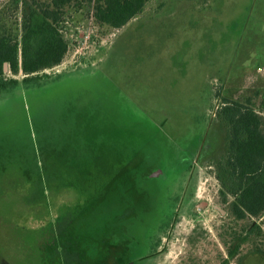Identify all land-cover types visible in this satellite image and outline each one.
<instances>
[{
	"label": "rangeland",
	"instance_id": "374dc122",
	"mask_svg": "<svg viewBox=\"0 0 264 264\" xmlns=\"http://www.w3.org/2000/svg\"><path fill=\"white\" fill-rule=\"evenodd\" d=\"M33 1L0 0L21 41ZM71 0L63 63L0 93V264H264L234 212L227 102L264 120V0H149L114 29ZM122 244V246H121Z\"/></svg>",
	"mask_w": 264,
	"mask_h": 264
},
{
	"label": "trees",
	"instance_id": "16d2710c",
	"mask_svg": "<svg viewBox=\"0 0 264 264\" xmlns=\"http://www.w3.org/2000/svg\"><path fill=\"white\" fill-rule=\"evenodd\" d=\"M149 0H99L95 19L101 25L120 29L136 18ZM71 0L33 1L24 15L23 35L0 29V93L18 86L19 80L6 77L5 65L13 76L22 70L25 86L39 85L40 74L61 65L68 43L59 24ZM222 114L230 126L229 167L239 181L234 212L239 219L260 217L264 213V120L256 111L227 102ZM122 246V244H121ZM107 264H135L123 255L112 254Z\"/></svg>",
	"mask_w": 264,
	"mask_h": 264
},
{
	"label": "crops",
	"instance_id": "0c3cea01",
	"mask_svg": "<svg viewBox=\"0 0 264 264\" xmlns=\"http://www.w3.org/2000/svg\"><path fill=\"white\" fill-rule=\"evenodd\" d=\"M255 2H256V0H254V4H255ZM214 5H215V0H212L210 7L201 8L198 11H194V12H189L188 15L193 14L194 19L198 20L199 23H201L203 25L207 24L210 21L209 18L213 17V15H212L213 9L212 8H214Z\"/></svg>",
	"mask_w": 264,
	"mask_h": 264
},
{
	"label": "built area",
	"instance_id": "2783aa9c",
	"mask_svg": "<svg viewBox=\"0 0 264 264\" xmlns=\"http://www.w3.org/2000/svg\"><path fill=\"white\" fill-rule=\"evenodd\" d=\"M258 223H260L261 227L264 229V213L258 218Z\"/></svg>",
	"mask_w": 264,
	"mask_h": 264
},
{
	"label": "water",
	"instance_id": "95a60500",
	"mask_svg": "<svg viewBox=\"0 0 264 264\" xmlns=\"http://www.w3.org/2000/svg\"><path fill=\"white\" fill-rule=\"evenodd\" d=\"M7 69L6 65H5V70Z\"/></svg>",
	"mask_w": 264,
	"mask_h": 264
}]
</instances>
